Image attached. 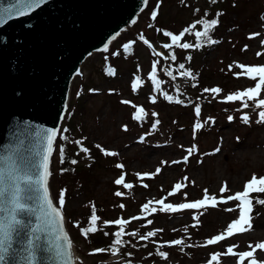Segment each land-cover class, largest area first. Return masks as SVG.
<instances>
[{
	"label": "rangeland",
	"instance_id": "obj_1",
	"mask_svg": "<svg viewBox=\"0 0 264 264\" xmlns=\"http://www.w3.org/2000/svg\"><path fill=\"white\" fill-rule=\"evenodd\" d=\"M216 1L147 0L135 21L105 49L90 53L74 74L53 144L54 171L49 185L64 218L76 264L264 262V250L256 249L252 258L243 260L239 255L264 242V205L256 202L264 199V193L249 196L252 228L226 235L227 226L239 217V202L228 201L227 196L243 191L253 175L264 177V123L257 122L260 109L254 111L255 101L247 98L226 99L259 81L258 76L250 78L245 69L264 66V0ZM209 4H213L211 14L215 12L219 20L209 34L215 41L212 44L195 35L203 31V24H196L197 20L214 19L202 13ZM195 5L198 11L193 13ZM153 11L157 13L155 19ZM193 24L196 27L185 32L177 44L164 35H179ZM184 43L191 47L179 46ZM154 63L158 88L149 78ZM109 69L113 75L108 74ZM184 72L192 75L185 76ZM212 88L221 91L213 93ZM255 99H264V86ZM245 102L250 107L244 108ZM140 107L145 110L143 119L136 120L134 114ZM244 114L249 116L248 123L241 120ZM196 123L202 126L194 131ZM64 167L80 171L84 183L65 181ZM121 175L124 182L117 185L115 180ZM177 183L181 184L179 190H175ZM124 184L132 187L125 188ZM221 187L226 188L224 193ZM62 191L65 202L59 206ZM117 191L122 195L116 196ZM205 195L215 199V206L210 199L197 209L161 212L162 204L156 202L175 206ZM146 203L149 211H143ZM93 208L98 217L95 225L90 223ZM116 220L126 223L117 225ZM88 227L96 231L82 234L81 229ZM121 228L122 243L115 246V255L111 249L95 251L113 247L114 233ZM149 231L156 235L141 240L140 236ZM216 235L225 239L208 245L207 240ZM175 239L183 243L172 245ZM229 247L232 253H228ZM160 251L167 256L161 257Z\"/></svg>",
	"mask_w": 264,
	"mask_h": 264
},
{
	"label": "water",
	"instance_id": "obj_2",
	"mask_svg": "<svg viewBox=\"0 0 264 264\" xmlns=\"http://www.w3.org/2000/svg\"><path fill=\"white\" fill-rule=\"evenodd\" d=\"M146 1L44 0L28 10L35 0L19 4L17 0H0V8L12 6L13 12L11 19L7 12H0V170L8 171L17 161L22 174H34V165L45 147L46 130L57 132L73 75L87 55L105 49L134 22ZM18 10L26 14L15 15ZM48 180L49 176V190ZM32 195L29 206H41L38 186ZM49 198L53 201L50 190ZM4 214L0 212V216ZM24 219L37 223L32 213ZM50 224L49 240L55 245L60 233L54 218ZM63 232L70 241L64 220ZM19 241L12 264H27L22 251L24 235ZM40 259L43 264H59L47 254Z\"/></svg>",
	"mask_w": 264,
	"mask_h": 264
},
{
	"label": "snow or ice",
	"instance_id": "obj_3",
	"mask_svg": "<svg viewBox=\"0 0 264 264\" xmlns=\"http://www.w3.org/2000/svg\"><path fill=\"white\" fill-rule=\"evenodd\" d=\"M22 0H17V4L21 3ZM44 0H35L34 3H29L28 10H31L33 7L39 6L40 3H43ZM212 3H215L216 0H211ZM0 12H7L8 18L11 19L13 16L12 6L7 8H0ZM15 15H25V10H18L14 13ZM152 18L155 19L157 13L156 11L152 12ZM207 15V13H205ZM217 20L209 19V20H197L196 24H203V31H197L195 35L200 38H205V42L208 44L215 43L214 40L210 37V32L214 29L217 25ZM196 24L190 26V28H185L183 32L179 35H173L171 32H165V36H170L172 44H177L181 36L184 35L185 32L190 31L191 28H195ZM258 35V34H256ZM147 43V41H145ZM180 47L187 49L190 48L191 45L184 43L180 44ZM200 45L197 44V47ZM164 47H170V45L165 44ZM259 55V53H258ZM175 59V56L172 57ZM187 59H191L188 57ZM181 69H184L185 65L180 64L179 66ZM240 67H244L241 65ZM156 65L153 64L152 73H150L149 78L152 80V83L157 88L159 87L160 81L156 79L155 76ZM246 74L252 78L256 79L257 76L259 77V81L255 84L254 87H249L245 91H238L235 94L228 95L226 99L228 101H238L242 98H247L249 101H255L253 110L258 111V123H264V99L255 98L260 93L262 86H264V66L260 67H247L245 69ZM109 75H113V70H108ZM171 75V73H168ZM185 76L192 75L190 72L182 73ZM139 81H137L138 83ZM136 87V84L133 85V88ZM205 92L209 91V89H205ZM213 93H219L221 89L219 88H212L210 90ZM167 99L171 101L172 97L168 96ZM155 102V101H153ZM124 103H128V101H124ZM244 108L250 107V105L245 102L243 104ZM144 108L140 107L137 109L136 113L134 114V119L141 120L143 119ZM196 114L199 115L200 108H196ZM155 115V113H153ZM229 121L233 119L232 116L228 117ZM241 120L245 123L249 122V116L244 114L241 116ZM158 123V121L156 122ZM202 125L200 123H196L194 126L195 129H199ZM156 127V124H153V128ZM126 130V128H125ZM57 136V132L54 129H47L46 135L44 136L45 140V147L43 148L42 155L39 161L34 165L35 172L33 175L28 174L27 172H23L22 174V165L17 162L13 161L12 165L9 167L8 171L0 170V212L5 213L3 216H0V262H4V264H12L16 260L18 255V247L20 245L19 237L24 235L25 241L22 251L26 253L24 256V260L27 264H43L42 260L40 259L45 254L48 255L49 259H54L59 262V264H73L74 256L71 251L72 245L71 242L68 240V237L63 232V218L61 212L58 210L57 207H53V201L49 198V190L47 188V177L50 175L49 172V162L50 156L53 151V141ZM76 143H80L77 141ZM97 147H100L97 145ZM84 152H87L88 149H82ZM61 159L63 160V153L64 149H60ZM106 155H116V153L112 152H105ZM189 154L191 151L189 150ZM184 160L187 161V156L184 157ZM72 163H76L75 160ZM173 163H178V161H173ZM117 167H122V165H117ZM160 169H157L159 172ZM124 182V176L121 175L120 178L115 180L117 185H121ZM38 190L42 193V205L39 207H30L29 202L33 198V193ZM146 186V185H145ZM125 188H131V184H124ZM181 188V184L177 183L175 185V190H179ZM226 191L225 187L220 188V192L224 193ZM251 193H264V177L257 178L255 175L247 181L243 186V191H238L235 195H228V201H238V208H239V217L233 220L227 226V236H232L234 232L243 233L252 228V224L250 223L251 216L250 213L252 212V200L249 199ZM116 196H121L122 193L117 191L115 193ZM171 195V193H169ZM213 200V205L215 206V199L208 195H205L203 199L196 200L195 202L191 203H180L178 205L173 204H164L162 201H156L157 203L162 204L160 208L161 212H177L180 209H197L201 206L206 205L209 200ZM64 194L63 191L60 194L59 198V206L64 205ZM257 203L264 205V199H257ZM151 203V201L149 202ZM149 203L143 205V211H149ZM123 207V205H121ZM151 211L155 212L156 209L153 208ZM226 211H233V209H226ZM96 210L93 208L92 214L90 216V223L95 225L98 217L95 214ZM27 213H32L35 217L37 223L33 224L31 219L25 220L24 216ZM54 218L55 222L58 225V232L60 234L56 235V244L53 245L52 242L49 240V236L51 235L49 229L51 227L50 220ZM136 219V217H133ZM115 223L117 225L123 226L126 221L124 220H116ZM148 223H152L151 220ZM247 226V227H245ZM96 231L94 227H88L87 229H81L82 234H87ZM123 232V228L120 231L114 233L115 239L113 241V247L111 248V252L113 255L116 254V245H120L121 235ZM135 235V233H131ZM107 235V233H105ZM156 233L153 231H149L146 235H141V240H146L149 237L155 236ZM225 239L224 235H216L211 239L207 240L208 245H213L217 241H222ZM62 241V243H61ZM172 245H181L183 243L180 239H175L170 242ZM251 248L252 246L249 245ZM256 249L264 250V242L256 243L255 248L250 251H244L240 253V259L243 260L244 258H252ZM97 252L105 251V249H97ZM228 253H232L233 249L229 247L227 249ZM159 255L161 257H166L167 253L160 251ZM213 260L216 259L215 256L212 257ZM249 264H264V262H258L256 259H250Z\"/></svg>",
	"mask_w": 264,
	"mask_h": 264
},
{
	"label": "trees",
	"instance_id": "obj_4",
	"mask_svg": "<svg viewBox=\"0 0 264 264\" xmlns=\"http://www.w3.org/2000/svg\"><path fill=\"white\" fill-rule=\"evenodd\" d=\"M216 3H217V1L214 4H216ZM212 6H213V4H209L208 6L207 5L204 6V9H203L202 13L204 14V16H205V13L209 14V16L211 15L218 22L219 20L215 16V12H213V14H211ZM196 11H198V7L195 5L194 8H193V13H196ZM67 161H68V164H69V160L68 159H67ZM64 169H65L64 172L67 174V176L65 178L66 179L65 181H67V182H69V181L70 182H76L77 184H83L84 183L83 180H82V176L80 174V171L79 172H75L74 170H71V169L66 168V167H64ZM53 171L54 170L51 167V173H53ZM50 177H51V175H50ZM69 177L72 178V179H68ZM102 248H110L111 249L112 246L108 245V246H105V247H102Z\"/></svg>",
	"mask_w": 264,
	"mask_h": 264
},
{
	"label": "bare ground",
	"instance_id": "obj_5",
	"mask_svg": "<svg viewBox=\"0 0 264 264\" xmlns=\"http://www.w3.org/2000/svg\"><path fill=\"white\" fill-rule=\"evenodd\" d=\"M149 157H151V156H149ZM257 226H260V225L258 224Z\"/></svg>",
	"mask_w": 264,
	"mask_h": 264
}]
</instances>
